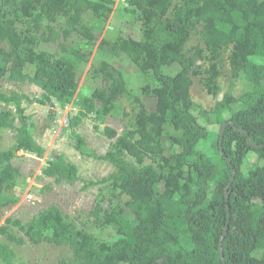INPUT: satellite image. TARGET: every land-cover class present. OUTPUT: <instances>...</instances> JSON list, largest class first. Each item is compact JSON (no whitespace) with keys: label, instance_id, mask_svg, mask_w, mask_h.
I'll use <instances>...</instances> for the list:
<instances>
[{"label":"trees","instance_id":"16d2710c","mask_svg":"<svg viewBox=\"0 0 264 264\" xmlns=\"http://www.w3.org/2000/svg\"><path fill=\"white\" fill-rule=\"evenodd\" d=\"M112 4L110 0H21L20 11L29 30L23 40L0 0V102L16 107V114H0V130H12L16 137L13 149L0 151V208L19 200L15 194L19 171L12 163L16 154L23 151L42 158L45 153L34 138L32 119L38 110L24 107V101L32 102L27 95L5 93L3 82L38 86L44 93L40 101L44 105L53 101L70 104L78 90L80 68L90 62L100 24L110 17ZM127 4V11L142 22L141 39L119 37L102 47L113 56L128 55L143 71L153 73L158 87L146 93L157 100V107L149 111L143 100L134 96L138 106L134 129L119 135L104 126L103 135L117 143L116 151L100 159L116 169L120 189L131 198L129 209L136 221L132 239H120L112 245L98 242L70 226L57 207L41 212L28 225L8 219L0 234L17 245H25L26 239L33 244L67 245L77 264H264V164L255 165L248 174L243 171L249 153L264 162V61L256 60H264V0H128ZM59 17L66 19V27L59 33L49 25L43 40L54 43L62 37L68 41L78 34L81 42L61 45L64 56L59 58L36 53L32 46L37 40L30 33H39L44 21L53 24ZM199 29L214 61L221 63L223 53L233 46V60L251 84L243 97L245 109L228 120L223 112L230 110L233 99L225 96L217 104L223 126L218 140L221 168L197 149L207 138L206 129L192 113L191 99L192 77L198 74L196 64L202 50L187 52L186 45ZM24 42L28 45L25 53ZM28 64L36 67L34 75L25 72ZM174 64L181 67L178 74L166 75L163 69ZM93 71L101 77V87L84 101L85 112L73 119L70 115L73 129L89 114L107 117L121 98L131 95L123 73L108 62H100ZM208 92L218 95L217 89L209 87ZM167 123L182 132L180 138H171L181 148L179 154L166 155L162 145ZM95 129L101 131L98 126ZM76 137V148L81 152L85 141ZM126 156L133 157L138 167H129ZM152 156L163 162L166 176L144 165V159ZM43 175L56 183L76 181L79 170L60 156L48 162ZM163 180L166 187L160 193L157 185ZM211 184L214 193L209 196ZM106 222L122 230L121 213L109 214ZM10 224L17 225L25 238L13 235ZM182 235L191 239L194 248L167 251L166 246L178 245ZM257 250L263 252L261 258L255 257ZM0 256L6 264H13L8 247L0 245Z\"/></svg>","mask_w":264,"mask_h":264},{"label":"rangeland","instance_id":"374dc122","mask_svg":"<svg viewBox=\"0 0 264 264\" xmlns=\"http://www.w3.org/2000/svg\"><path fill=\"white\" fill-rule=\"evenodd\" d=\"M21 0H2L4 10L16 21L21 38L28 35L27 19L20 11ZM112 13L108 19L101 22V29L98 31V40L91 55L90 62L81 66L78 75V90L74 100L65 106L53 101L52 103L41 104L43 91L36 85L28 82L10 83L3 82L5 93L17 92L20 95H27L32 102L24 101V107L36 108L38 113L33 117L35 124L34 138L44 150L42 158L34 157L26 152L20 151L16 154L13 165L19 171V179L16 188L18 202L7 207L0 208V228L6 224L8 219L20 221L24 225L31 224L39 214L50 207H57L61 210L66 222L76 231L85 232L98 242L112 245L120 239H132L133 228L136 225L135 216L129 209L131 198L124 193L116 179L117 171L108 162L100 157L110 151H116L117 140H110L103 135L104 126L115 129L119 135H124L134 129L136 123L138 106L134 96H138L146 104L149 111H155L157 100L146 92H152L158 87V82L151 71H143L138 64L126 55H110L105 48L119 37L127 39H141L142 22L138 15L127 10L128 0H110ZM131 10V9H130ZM54 27L59 33L66 27V19L59 17L56 23L50 24L47 21L42 23L39 33L34 35L37 43L32 46L36 53H46L54 58L64 56L60 50L61 45L70 46L81 42V37L74 34L64 40L62 37L54 43L43 40V33H48V26ZM200 30L193 34L186 45L187 52H193L196 48L202 50V57L197 61L198 74L192 77L191 99L194 107L192 113L197 117L201 126L207 131V138L203 140L198 151L210 158L219 168L223 164L222 154L218 151V140L222 134L223 126L218 118V102L223 101L225 96L233 99L230 110L223 112V117L228 120L233 113L245 109L243 97L251 90L246 74L238 67L233 60V46H230L224 53L221 63L214 61L209 54ZM26 42L22 44V52L27 48ZM259 62L264 60L256 59ZM106 61L113 67L120 70L125 78L131 95L121 98L115 109L105 118L97 114H89L78 122L76 128H71V116L75 118L79 112H85L84 101L91 98L94 91L101 87L102 79L97 76L93 69L100 62ZM181 67L174 64L165 67L163 72L169 76H175ZM36 67L28 64L25 72L34 75ZM209 87L218 90L215 97L209 94ZM30 106V107H29ZM8 111L16 114L14 104L5 105L0 102L1 112ZM71 115V116H70ZM98 126L100 132L95 128ZM81 136L85 144L83 151H78L76 146ZM182 132L176 130L170 123L164 127L162 145L166 155L181 153V148L172 141V137L180 138ZM16 146L15 133L12 130H0V151H7ZM64 156L68 162L78 167L79 175L76 181H62L56 183L52 178H46L43 170L49 161ZM129 167H138V163L131 156H126ZM144 165H151L158 172L166 176L168 170L164 168L163 162L155 157L144 159ZM259 164H264L255 153H249L244 160L243 171H249ZM186 172L188 168H185ZM115 176L112 178L111 176ZM182 184L185 182L182 181ZM166 182L163 180L157 185L160 193L165 191ZM193 194L197 192L192 187ZM209 196L214 193V184L208 189ZM178 198V197H177ZM113 212L121 213L123 224L122 230L113 224L106 222V217ZM10 232L17 237L25 238L24 232L17 225H9ZM47 235L50 237L51 232ZM0 245L8 247L12 251L13 264H60L66 261L69 264H77L71 248L67 245L57 246L50 242L33 244L26 239L25 245H17L11 242L7 236L0 234ZM193 242L187 236L182 235L178 245L168 244L167 251L192 250ZM263 252L257 250L254 255L262 257ZM0 264H6L0 256Z\"/></svg>","mask_w":264,"mask_h":264},{"label":"water","instance_id":"95a60500","mask_svg":"<svg viewBox=\"0 0 264 264\" xmlns=\"http://www.w3.org/2000/svg\"><path fill=\"white\" fill-rule=\"evenodd\" d=\"M227 124H229V123H227ZM227 124H226V125H227ZM222 131H223V128H222ZM221 136H223V132H222ZM220 147H221V143H220Z\"/></svg>","mask_w":264,"mask_h":264}]
</instances>
